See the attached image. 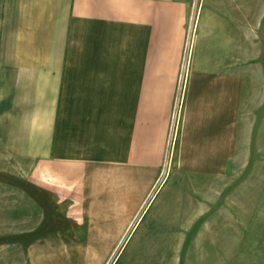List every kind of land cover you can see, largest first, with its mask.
<instances>
[{
    "label": "crops",
    "instance_id": "0c3cea01",
    "mask_svg": "<svg viewBox=\"0 0 264 264\" xmlns=\"http://www.w3.org/2000/svg\"><path fill=\"white\" fill-rule=\"evenodd\" d=\"M0 2V264H172L186 223L155 195L233 157L227 45L185 60L184 0ZM6 190L28 226L6 230Z\"/></svg>",
    "mask_w": 264,
    "mask_h": 264
},
{
    "label": "rangeland",
    "instance_id": "374dc122",
    "mask_svg": "<svg viewBox=\"0 0 264 264\" xmlns=\"http://www.w3.org/2000/svg\"><path fill=\"white\" fill-rule=\"evenodd\" d=\"M184 1L185 60L195 37L210 49L224 43L241 89L234 153L223 173L212 179L182 177L173 168L155 195L154 203L171 204L172 220L179 213L186 223L180 228L182 241L172 243L171 262L264 264V0ZM204 30L208 39L203 42ZM182 74L183 68L180 79ZM35 215L28 202L6 190V222L16 221L6 230L25 227L18 223L24 217L28 226ZM124 255L117 264H122Z\"/></svg>",
    "mask_w": 264,
    "mask_h": 264
},
{
    "label": "built area",
    "instance_id": "2783aa9c",
    "mask_svg": "<svg viewBox=\"0 0 264 264\" xmlns=\"http://www.w3.org/2000/svg\"><path fill=\"white\" fill-rule=\"evenodd\" d=\"M175 113L172 114V119H174V120H176V114Z\"/></svg>",
    "mask_w": 264,
    "mask_h": 264
}]
</instances>
